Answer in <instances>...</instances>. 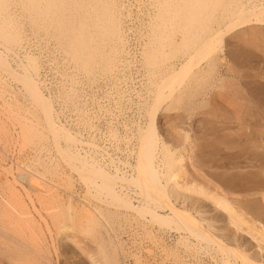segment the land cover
<instances>
[{"label":"bare ground","instance_id":"bare-ground-1","mask_svg":"<svg viewBox=\"0 0 264 264\" xmlns=\"http://www.w3.org/2000/svg\"><path fill=\"white\" fill-rule=\"evenodd\" d=\"M127 2L128 0H0V264H19L20 260H28L32 264L33 262L55 264L51 243L59 251V257L61 255L65 257L78 256V251L72 247L74 243H70V240L78 243L77 246L80 247L81 252L91 251L88 250L85 243L82 244L83 240L79 241L78 237L75 238L76 235L73 231L77 230L74 227L77 222L80 223V227H85V229L90 227L91 231L100 232L97 245H100V251H98L100 258L97 254L92 255L91 258L95 264H120L119 249H117L118 239L116 241L110 225L118 215L123 217L122 215L125 213L108 205V203L116 201L130 207L139 216L149 213L151 215L148 217L151 216L152 219L172 222L178 232L177 243L182 244L183 253L184 251L190 253L197 262L200 257L199 253L205 252L214 257L217 256L218 261L221 260L223 264H264V255L261 254V250L242 244V234L247 230L246 227H250L252 231L263 237L264 233L260 227L259 229L252 228L250 224L252 221L249 222V218L244 217L241 210L248 205L253 207V211L258 210L257 213L260 214H263L264 210L260 208L261 204L257 202L259 198L255 196L256 192L261 194V189H264V146H262L264 110H259V108L251 111L253 109L247 107L249 104L246 106L248 98L247 101H239L240 99L235 98L238 97L237 94L233 98H231L232 95L230 97L226 95L225 92L229 90H221L227 86H225L226 79L222 76V85L215 86L216 80L210 82L211 86L214 84L211 90L215 91H211L213 103L210 105L212 107L209 114L227 116V112H231L237 119L245 121L243 116H246L247 121L253 120L246 126L240 124L242 128H237L238 131L240 130L237 134L238 137H241V144L245 142L253 144L244 149L242 147L243 153L238 154L239 157L255 161V163L251 166L252 163L248 162L250 163L249 167L246 164L239 165L241 161L238 158L239 167L237 166V169L235 167L228 168L229 171L214 169L220 178L218 180L222 179V182L220 185L214 181L213 187L215 185L220 188L224 186L231 190L229 192L246 194L247 197L238 198V202L242 204L239 203L241 209L237 208L240 205L233 203L236 199L234 196L230 197L228 191L224 193L223 188V192L221 189L216 190V187L215 189L211 188L206 178L208 185L205 179L187 178L188 163H185V156L180 154L167 134L162 132L158 121L160 107L167 100L168 106H171L176 101H183L188 93L192 94L187 96L188 99L202 93L198 90L199 88L196 91L188 92L189 87L186 79L191 76L194 85L196 83V86H199L203 78H207L206 76L213 71L217 72L221 60L227 58V49L230 50L227 46H231L229 44L239 45L238 40L241 39L243 42L244 38H248L247 44L252 40L264 38V0L138 1L142 10L140 21L143 20L144 24V31H140L137 37L138 40L142 38L141 41L139 40L141 45L140 50L138 49L139 64L140 67H143L145 81L149 86V98H147L149 100L146 105L150 107L148 108V124L146 123L145 127H138L137 157L139 160L136 164L115 156L116 154L111 153L107 145L99 141L101 140L99 139L100 135L94 132L97 129L94 124L96 117L93 118L90 110L84 108V99L80 94V91H83L81 86L83 80L81 81L80 78L87 77L88 83L91 84L93 80L89 75L99 69L104 70V73L108 72L110 77L114 76L115 83L119 84L117 86L119 100L117 102L115 100V104H120L119 102L123 98H129L128 95V97L124 96L126 90L121 85L123 82L127 83L128 76L131 75L126 73V68L130 65L129 60L132 57L129 56L131 51L128 49L131 29L129 30L130 26L127 27L126 23L129 18L133 19V26L137 25L139 18L138 15L133 18L132 8ZM244 44L246 46V43ZM246 47L242 46L239 47L240 49L232 50L243 57V52L253 49L245 50ZM232 50L230 51L232 52ZM44 53L48 54L47 58ZM42 56L45 60H50L51 65H56L55 68H58V72L55 73L61 75L59 89L57 87L60 93L55 96L45 93V89H48L49 85L43 75ZM135 57L133 55L134 60ZM201 57H208L205 66H199ZM260 57L261 63L264 62V56ZM250 59L254 61L252 57ZM229 70L232 75H235L234 78L237 76L243 78L248 75L238 70L236 72L231 67ZM214 76L215 79L219 78L217 75ZM226 78L229 77L226 76ZM184 80H186V85L181 87ZM254 80L252 91H258L264 96V81L256 78ZM95 81L97 82L96 79L93 82ZM206 83L208 84V82ZM233 83L230 84L233 85ZM236 85L234 86L238 89ZM249 85L251 86L250 83ZM227 87L229 88V86ZM176 89L179 90L176 92ZM129 91L132 92V90ZM84 98L86 100L87 96ZM56 101L60 102L59 106ZM226 101L229 105L232 103L233 105L230 106L234 108L229 105L225 106ZM202 103H205L206 108L208 103ZM257 103L259 104V102ZM250 104L252 105L251 102ZM66 107L72 108L69 110L74 112V117L68 110H66L69 112L67 114ZM208 118L210 121V117ZM220 122L224 128L227 127L226 121L223 122L226 126L222 124V121ZM229 127L231 126L229 125ZM214 128L217 132L222 130L216 126ZM40 131L43 133L40 143L37 141L38 144L29 147L31 149L28 151H23L22 148L26 146L22 145V142L35 140L34 138L38 137ZM221 132L226 133L223 130ZM111 133L108 135L110 136ZM203 133L204 131H202ZM208 133L210 135V130ZM227 134V136L231 135ZM237 134L235 133L236 136ZM207 135L199 136L204 138ZM119 137L117 136V138ZM212 137L213 135L211 139ZM219 137L222 138V136ZM203 138L199 139L201 141L209 140L207 137V139ZM221 138H219L220 140L216 139L215 142L217 141V144L222 146L221 140L224 136ZM213 142L211 144H214ZM240 142L236 144L239 145ZM202 143L205 146L207 142L203 141ZM200 144L197 147H200ZM186 146L188 148L187 144ZM128 147V144L126 146L116 145L115 149L119 151L128 149ZM217 149H214L216 154L219 151H216ZM224 149L222 150L224 151ZM212 153L210 152L211 158ZM60 156L85 181L87 193L86 191L81 192L82 195L84 192L86 194L83 195L84 197L79 196L81 198L79 205L74 203L75 195L70 190V194L66 197L58 187L46 182L43 184L38 182V174L44 172L41 170L42 167L50 174L54 172L63 177H65L64 174H68L63 168H59L63 167L60 162L56 163ZM200 156L202 157V154ZM220 158L226 159L222 155ZM59 160L61 159L59 158ZM54 161L56 164L51 163ZM214 162L216 164V161ZM232 162L234 164V160ZM126 167H131L132 172H128L130 169L125 170ZM23 172L28 173L30 178L25 179L26 175L22 174ZM72 182L70 180V183ZM72 191L76 192L75 189ZM99 192L106 195L103 200L104 205L99 204L98 200L92 199ZM248 201L253 203L246 204ZM58 202L61 204V208L67 207L68 218L66 217L65 221L63 218L59 223L55 222V225L53 224L56 228L55 231L44 215L40 204L44 207ZM249 212L251 211H247L245 214ZM37 213L40 218L36 217ZM126 217L132 218L133 226L136 229L141 228L147 233L143 235L144 239L149 235L153 236V228L149 224L151 218L141 220L135 216L126 215ZM104 229L107 231L109 239H107L106 233L104 234ZM162 233L166 234V231ZM137 235L140 240L139 234ZM159 241V247L165 249L164 238H159ZM88 247L91 248L90 245ZM178 251L179 249H177L175 259L178 263L183 264L185 259ZM186 258L188 257L186 256Z\"/></svg>","mask_w":264,"mask_h":264},{"label":"rangeland","instance_id":"rangeland-1","mask_svg":"<svg viewBox=\"0 0 264 264\" xmlns=\"http://www.w3.org/2000/svg\"><path fill=\"white\" fill-rule=\"evenodd\" d=\"M138 1L139 0H128V2H127L128 5H130V7L132 8L131 14L133 15V18H134V16L136 17L138 15L139 23H137V25H134L135 26L134 27L133 26V24H134L133 23V19L131 20L129 18H128L127 23H126V26L127 27L130 26L129 30L131 29L129 31V34H130V38L129 39L130 40H129V47H128V49L131 51V53H130L129 56L130 57L132 56L130 58V60H129L130 61L129 62L130 65H129V67L126 68V73L127 74H131L132 76L131 75L128 76L129 77V79H128V82L129 83L128 82L127 83H124L123 82L121 84V85H123L122 87L125 88L124 90H126V92H127V93L125 92L124 96H126V97L129 96V98L130 97L131 98L130 99L129 98H123V100L122 99L120 100V102H119L120 104H118V103L115 104V100H116V102L119 100L117 98L118 97L117 96L118 95V93H117L118 92L117 86L119 84L117 85V83H115V80H114L115 78H113L114 76L110 77L111 75H109L108 72H106V71H105L106 73H104V70L102 71V70H99L98 69V70H96V72H92L91 75H89L90 78H92L93 81L95 79L97 80V82L96 81L95 82L91 81L93 84L92 83L90 84V82L88 83L87 77H85V76H82L81 75L85 79L80 78L81 81L83 80V82H81V84H82L81 86H82V90L83 91H80V94H82V97L84 99V108L87 109L88 111L90 110L89 112L92 114V117L93 118L96 117L95 118L96 121L94 120V124H96L95 125L96 126L95 128H97V129L96 130L94 129L95 130L94 132H96L98 135H100L99 136L100 137L99 139H101V140H99V141L101 143L107 145L109 147L111 153L116 154L115 156L121 157L123 160L127 159V161L129 160L133 164H136L137 161L139 160L138 157H137V155H138V141H139L138 140V134H137L138 133V129H139L138 127L139 126L140 127L141 126L145 127L148 124L147 123V122H149V112H148L149 109L148 108L150 107V106H147L148 103H146L147 100H149V99H147V98H149L148 97V94H149L148 93V87L149 86L147 84V81H145L146 78L144 77L143 67H140L141 65L139 64L140 63V56H139V53H138V49L140 50V48H141V45H140L139 40L141 41L142 38H140L138 40L137 37L140 34V31L141 32L144 31V24L142 23L143 20L140 21V19L142 18V10H141V6H140V4H139ZM136 13H138V14H136ZM242 29H244V28H242ZM244 39H246V40H244ZM244 39H243V42H241L242 41L241 39L238 40V43H239V45L237 44L238 46L236 44H234V43L233 44L232 43L229 44V42H228V44L231 45V46L230 47L227 46L228 48H230V50H232V49H234V50L235 49H240L239 47H242V46H244V48H245L247 45H249L250 47L247 46L245 50H247L249 48H251V49L253 48L252 50H247L246 52H243L244 53L243 54V57H240L235 51L232 50V52H231L229 49H227L229 51V52L227 51V58L224 59L223 61L221 60V64L218 66V71L217 72L216 71L215 72L213 71L209 75L206 76L207 78H205V79L203 78V81L201 82V84H199V86H196L197 85L196 83L194 85L193 78L191 76H190V78H187L186 79L187 82H188V87H189L188 92H190V91L193 92V90L196 91V89H198V88H199L198 90L202 92V93H200V94L198 93L196 95L197 98L196 97H191L190 99H188L187 96L189 94H191V93H188V95L185 96L186 98L185 97L183 98L184 100L181 99L183 101H176L171 106L170 105L168 106L169 103H168V100H167L165 103H163V105H161L160 110L158 112V121H159V126H160L162 132L164 131L165 132V135L167 134V137H169V140L171 141V143L172 142L174 143L173 145H175V147L178 149V151L180 152V154H183L185 156V163L186 164L188 163L187 164V169H188L187 170L188 171L187 172V178L192 179V178H196L197 177L198 179L201 178L203 180L206 178L208 180V183H209V185H210L211 188L214 186V183H213L214 181H215V183L220 184V185H221V182H222V179L221 180H218L219 176L215 172L216 169H219V171H221L223 169L226 170V171H229V169H233L234 167L237 169L239 167V165H245L246 164V166L249 167L248 164L252 163L251 164V166H252L255 163V161H250V160L248 161V160H246L244 158H240L239 157V155H241L243 153L242 151H243L244 148H246L247 146L251 147L253 144L252 143H247V142H245L244 144H241V142H240L241 141L240 140L241 137H238V134H237V132L240 131V130L238 131V129H241L242 126H246L250 122H253V120L252 121L251 120L250 121L249 120L247 121L246 116H243V119L245 121H243L242 119H237V117L235 115H233L231 112H227V114H226L227 116H224V115H221V114H219L217 116L216 115L209 114L210 113L209 111L211 110V107H212L210 105H212L211 103H213L212 98H211L212 97V92L215 91L214 89L211 90L213 88L214 84H213V86H211L212 83L210 84V82L211 81H214L215 82V80H216L217 82L215 83V86L217 84L218 85H222L221 83L223 81V78H225L226 79V82H227V83H225V86L227 85V86H229V88L226 86L227 88L226 87L225 88H221V90L223 91V89H224V91H225L227 89V90L230 91V92L229 91L225 92L226 95H228L229 97L232 95L231 98H233L237 94L238 97H235V98H238L237 100L240 99L239 101H241V100L242 101L243 100L247 101V98H248L249 100L246 102V106L249 104L250 106L248 105L247 107L253 109V110L250 109L251 111L258 110L259 108H260L259 110H264V100H262V98L264 96L260 92H258V91H254V90L252 91L253 85L255 84V82L253 83V81H255L254 80L255 78L258 79V80L264 81V79H263L264 78V75H263L264 74V72H263L264 71V62H262L263 63V65H262V63L260 61V59H261L260 56H262V58L264 56V38L262 37V38H259V39L252 40V42L250 41L251 43L249 42V44H247L248 43L247 42L248 41L247 40L248 38H244ZM244 43H246V46H245ZM241 44H242V46H240ZM134 45H135V47H134ZM131 46H132V48H131ZM256 49L257 50L259 49L258 50L259 52ZM132 52H134V53H132ZM234 52H235L236 56H235ZM47 55L48 54H45L44 53V56L46 58H47ZM133 55L136 56L135 57V60L133 58ZM254 56H255V58H254ZM251 57H252V59H254V61H251V59H250ZM42 59L44 60V61L42 60V62H43V72H44L43 75H45L44 78H46V80H48L47 82H48V85H49V88L48 89H45V93H47L48 95H50V94L52 95L53 94V96H55V95H57V94L60 93V91H58V89H59V80L61 78V75L59 73H55V72H58V68H55L56 65H51L49 63L50 60L47 61V59L45 60L44 57ZM48 59H49V57H48ZM207 59H208V57H206V58L201 57V62L199 63V66H201V65H204L205 66L207 64V61H208ZM136 61H137V63H136ZM251 63H253V64H251ZM131 65H132V67H131ZM228 65H230V66H228ZM230 67L231 68H234L235 71L238 70V71H241V72H243L245 74H248L246 76H249V75L250 76L249 77L244 76L243 77L244 79L243 78H240L239 76H237V77L234 78L235 75H232L231 74V72L229 70ZM52 68H54V69H52ZM236 68H238V69H236ZM134 69H135V72H134ZM238 71H236V72H238ZM221 72H222V74H221ZM251 73H253V74H251ZM212 74L217 75V77H219V78L215 79V76L212 75ZM211 75H212V77H211ZM254 75H256V77H254ZM226 76L229 77V78H226ZM250 77H251V79H250ZM141 79H142V81H141ZM218 79H220V80H218ZM230 79L232 80V82H230L231 81ZM131 80H133L134 83ZM143 80H144V82H143ZM186 80L183 81V84H181V87H183V86L186 85ZM251 81H252L253 84L251 83ZM184 82H185V84H184ZM191 82L193 83V85H192ZM206 82H208L209 85ZM112 83H113V85H112ZM230 83H233V85L230 84ZM249 83L251 84L252 87L249 85ZM57 84H58V86H57ZM234 85L238 86V89ZM115 86H116V89H115ZM57 87H58V89H57ZM127 87H129V88L127 89ZM181 87H179V88H181ZM230 87H232V88H230ZM201 88H203V89H201ZM204 88H205V90H204ZM234 89L236 90V92H235ZM129 90H132L133 93L131 91H129ZM178 90L179 89H176V92ZM249 90H251L252 93H250L251 91H249ZM114 91H115V93H114ZM242 93H243V95H242ZM137 94H139V95H137ZM111 95H113V96H111ZM241 95L243 96V98H242ZM86 96H87V98H86L87 102H85L86 100L84 98ZM259 96H260V98H259ZM132 97H134V98H132ZM207 101H209L210 103L207 102ZM249 101L252 103L253 106L250 104ZM202 102H206V104L208 103L209 105L207 104V107L205 108L206 105H204L205 103H202ZM257 102H259V104ZM226 103H227V101L225 102V106L228 107L229 103H227V104ZM56 104H57V106H59L60 105V102L59 101H56ZM254 104H255V106H254ZM230 105H233V104L230 103ZM230 105H229V107H231ZM129 106H131V107H129ZM213 106H214V104H213ZM234 106H235V104H234ZM184 107H185L186 110L184 109ZM119 108H121V109H119ZM231 108H234V107L232 106ZM69 109H72V108H70V107L67 108L66 107L65 111L68 110L71 113V115L74 117L75 116V115H73L74 112H72ZM205 109H207V110H205ZM68 111H66L67 114H69ZM223 111H224V109H223ZM207 115H209L208 117H210V121H209V118L206 117ZM228 115H232L231 117H233V118H231ZM212 116H213V118H212ZM215 117H217V118L219 117V118L217 119ZM220 118H221V120H220ZM220 121H222V124L223 125H225V124L227 125V127H225L226 129L224 128V126L221 125V122ZM225 121H226V123H225ZM214 122H218L220 125L218 123H214ZM227 123L228 124L230 123L229 125L231 127H229V125ZM231 123H236V124H231ZM205 124L208 125L210 129L208 128V126L206 128V125ZM215 126L218 127V129H222L223 131H225L226 132L225 133L226 136H225V134H223V132H221L222 130H218L217 129L218 130V132H217L216 129L214 128ZM89 128H88V130H89ZM206 129H209L210 130V135L208 133L209 130H206ZM235 129H236V131H235ZM232 130H234V131H232ZM112 131H114V132H112ZM115 131H116V133H115ZM202 131H204L203 134H202ZM213 131H216V132H213ZM231 132H233V133L231 134ZM110 133H111V135L109 136L108 134H110ZM213 133H215V134H213ZM216 133H217V136L218 137L216 136ZM227 133H230L231 134L230 135L231 137L230 136H227L228 135ZM235 133L237 134V136L235 135ZM42 134L43 133L40 131L38 137H35L34 138L35 140H32V141L27 140V142L26 141H23L22 142L23 143L22 145L25 144L24 146H26V147H23L22 148L23 151H28V149H31L29 147H32L33 145L38 144V142L40 143ZM112 135H113V138H112ZM199 135H201V136L207 135L206 137L209 138L210 141L212 140L211 143L214 141L213 142L214 144H211L210 141L206 137L203 138V137H201ZM212 135L217 140H220L219 138H221V137H219V136H222V138L224 136L225 139L224 138L223 139L221 138L222 139L221 140L222 141L221 142L222 143V146L220 144H217V141L215 142L216 139H214L213 137L211 139V136ZM114 136L116 137V139H115ZM117 136L118 137L120 136L121 138L120 137L117 138ZM104 137H105V139H104ZM198 137L199 138H203V139L206 138L207 140L206 141L205 140H202L201 141V139H199ZM122 138L124 139V141H123ZM125 138L127 139V141H126ZM130 138H131V140H130ZM120 140H122V141H120ZM42 141H41V143H42ZM203 141H204V143L207 142V143H205V146L202 143ZM28 142H29V144H28ZM122 142H123V144H122ZM200 142H201V144H200ZM232 142H233L234 145L236 143H238V142H240V143H239V145L236 144L237 146L236 145L235 146H232L233 145V144H231ZM125 144L126 145L127 144L129 145L128 149H125V150H119L118 149L119 151H116V149H115L116 145H120V146L121 145H124V146H126ZM186 144L188 145V148H187ZM199 144H200V147H197ZM263 144H264V141L262 142V146H264ZM207 145H208V147H207ZM133 147H135V149H132ZM220 147H222V148H220ZM242 147H243V149H242ZM215 148L216 149L218 148L216 151L219 150L217 152V154L214 151ZM224 148H226V149H224ZM220 149H221V153L223 152L222 154L220 153ZM222 149H224V151ZM211 150H213V151H211ZM239 151H240V153H238ZM210 152H213L212 155L215 156V157H217V158L215 159V157L212 156V158L214 159L213 160L211 158ZM218 153H220V154H218ZM201 154H202V157L200 156ZM221 155H222L223 158L225 156L226 159H221L220 158ZM232 156L234 157V159H233ZM235 157H237L236 158L237 160L235 159ZM59 158L61 160H59ZM59 158H57L58 159V162H56V163H59L60 162V165L62 164L63 167H59V168H63L65 170V172L68 173V174H64L65 177L60 176L58 173H54V172L52 174H50V172L45 171L43 169V167H42L41 170H42V172L43 171L44 172H43V174H41V173L38 174V177H37L38 182H41L42 184H43V182H46V183H49V184H52V185L58 187L59 190H61L65 194L66 197H68V195L70 194V191H71V193L73 192L74 195H75L74 196L75 198H74L73 201H74V203L76 205H79L80 204L79 202H81V198L79 196H83L84 194L87 193V188H85L86 187L85 181L78 174V172L72 168V166L70 164L65 163L64 159H62L61 156ZM231 158L234 160V164H232L233 163L232 162L233 160ZM238 158H240L239 161H241V162L238 161ZM57 159H55V160H57ZM214 161H216V164H215ZM235 161H237V162H235ZM248 162H250V163H248ZM51 163L56 164L55 161L54 162H51ZM23 166L25 167V165H23ZM217 167H219V168H217ZM129 169H130V171H128V172L131 173L132 172L131 171V167H126L125 168V170H129ZM22 174L26 175L25 179L26 178L27 179L30 178V175L28 173L25 174L23 172ZM70 180H72L73 182L70 183ZM207 180L205 181L206 184H207ZM217 186H219V185H217ZM215 187H216V185H215ZM215 187H213V188L215 189ZM222 188L224 190V193L226 191H228V192L231 191V190H228L227 188H225L224 186H221V188L220 187H216V190L219 191V189H221V191L223 192ZM74 189H75V191L77 193L74 192V191H72ZM82 191H86V193L84 192V194L82 195V193H83ZM232 192H229L230 194L228 193V195L230 197H232V198L234 196L237 199V200L235 199L233 201V203L234 204L236 203L238 206L241 204L240 202H238V198L240 199V198L247 197L246 194H243L241 192H240V194H238L239 192H234V191H232ZM261 192H262L261 194H260V192L259 193L256 192L257 194L255 193L256 194L255 196H257L259 198L257 200L258 204L259 203L261 204V207L260 206L259 207L262 208V209H264L263 208L264 207V201H262V200H264V195H263L264 189H261ZM234 193H237L238 195L237 194H234ZM105 197H106V195H104V193L99 192V193H97V195L95 197L93 196L92 199L93 200H98L99 201L98 202L99 204L102 203L101 205H104L103 203H105V202L103 200H104ZM248 198H251V197L248 196ZM64 201H66V200H64ZM259 201H261V202H259ZM252 203H251V201L250 202L248 201L246 204H252ZM60 205L61 204H59V202L56 203V204H52V205L49 204V205H46L44 207H42L41 204H40V207L42 208L44 215L48 218V220L52 224V226H53V224L55 225V222L56 223H59V221H62L63 218H64V221H65V218L66 217L68 218V216H67V214H68L67 213L68 212L67 207L64 206L63 207L64 209H63V208H61ZM108 205L111 206L112 208H114L115 210L116 209L122 210L125 213V214L122 215L123 217H121L120 215H118L116 217V219L114 220V222L110 225L111 226V231H112L113 235L116 237V241L118 239V241H117V247L118 248L117 249H119L120 256L118 254V257L120 258V264H181V263H178L176 261L177 259H175L176 256H177V249H179L178 252H181V254L183 256V259H185V260H183L184 261L183 264H196L198 262H200L198 264H221L222 263L221 260L218 261L219 258L217 256L214 257L210 253L208 254V253H205V252H202V253L200 252L199 253L200 254L199 255L200 257H199V261L198 262L195 260V257L193 255H190V253L188 254L186 251H184V253H183V250L184 249L182 248V244L179 245V243H177L178 242V240H177L178 232L175 230V228L173 226L174 224L172 222L161 221V220H158V219H155V218L152 219L151 216L148 217V215H151L149 213H147L146 215L140 214V216H139V214L136 213L134 210H132L130 207L125 206V205H122V203H119L117 201L115 203H108ZM237 205H235V206L237 207ZM241 205H240V207H237V208L241 209L242 208ZM248 206H247L248 209H247V207L246 208L243 207L247 211H251L248 214L246 213L247 215L245 214V212H247V211L244 210V209H241L242 210V213L244 214V217H246L247 219L249 218V222L252 221V222H250L252 228L253 227H256L257 229H259V227H260V229L264 233V215H263L264 214V210H263V214H260V213H257L258 210L257 211H253V207L250 206V205H248ZM60 208H61V210H60ZM249 209H251V210H249ZM61 212H63V213H61ZM254 212H255V214H253ZM56 214L58 216L57 218H56ZM126 215H128V216H135L137 218H140L141 220H145V219L149 220V218H151V220H149V224L153 228V236L150 237V235H149L148 236L149 238L147 237V238L144 239L143 235H145L147 233L144 232V230L142 231L141 228H137L136 229L133 226L132 218H128V217H126ZM248 215H250V216H248ZM36 217L37 218H40L39 215H38V213L36 214ZM253 217H255V218H253ZM44 226H45V224H44ZM74 227H75V229L78 230V231L76 230V232H75V230L73 231L74 234L76 235L75 238L78 237L79 241L83 240L82 244L84 245V243H85V246L88 248V250H91V251H88L89 254H87L88 252L87 253L86 252H81L80 251V247L77 246L78 243H76L75 241L72 242L70 240V243L76 244V245L73 244L72 247L75 248V249H77L78 256H74V257L71 256L70 257L68 255L69 257H67V256L65 257L64 255H61L59 257L58 256V252L59 251H57L56 250V247L53 245V243H51L50 245L53 246L52 249H53V253H54V257H55V261H56L55 264H66V263L67 264H69V263L70 264H75V263H80V262L82 264H86V262H88L87 264H95V261L93 259H91V258H92V255H94V254L95 255L96 254L98 255V251H100V248H99L100 245L97 246L99 244L98 237H99L100 232H98V231L97 232H93V231H91L92 229H90V227H87L86 228L87 230H86L85 227H80V223H78V222L75 224ZM53 228L56 231V228L54 226H53ZM246 229L248 231L245 230L244 233L242 234L243 235V237H242V244L243 245H246L247 244V245H249V247H255L256 250H261L262 251L261 254L264 255V239H263L264 237L262 235L258 234L257 232L252 231V229L250 227H246ZM164 231H166V234L162 233ZM103 232H104V234L106 233L105 235H106L107 239H109V236L107 234V231L104 229ZM136 232H138L137 234H139V236H140L141 239L143 238L142 240L141 239L139 240V237L136 234ZM157 237L164 238V242L166 244V246H165L166 248L165 249H162V247H159L160 241L158 242L159 238H157ZM137 239H138V242H137ZM258 239H260V240H258ZM139 241H140L141 244L139 243ZM96 242H98V243H96ZM87 243H89V244H87ZM58 245H59V243H58ZM88 245H90V247H91L90 249H89ZM123 249H126V250H123ZM63 250H64V248H63ZM98 256L100 258V255H98ZM186 256L188 258H186ZM63 257H65V258H63ZM211 257L213 258V260H212ZM67 258H69V259H67ZM85 258H87V259H85ZM189 258H190V260H189ZM187 259H188V261H187ZM70 260H71V262H70ZM82 260H84V261H82ZM34 263L35 262H33V264ZM19 264H32V262H30L28 260H22V261L20 260ZM37 264H39V263L37 262Z\"/></svg>","mask_w":264,"mask_h":264}]
</instances>
